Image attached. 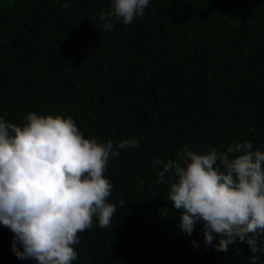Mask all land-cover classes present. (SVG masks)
<instances>
[{"label":"trees","instance_id":"trees-1","mask_svg":"<svg viewBox=\"0 0 264 264\" xmlns=\"http://www.w3.org/2000/svg\"><path fill=\"white\" fill-rule=\"evenodd\" d=\"M110 4L0 0V118L71 116L85 138L139 141L104 173L108 202L125 204L110 227L94 218L79 234L71 264H250L244 242L227 253L213 248L219 237L206 245L202 221L190 236L180 231L155 161L185 145L264 151V0H150L142 17L104 31L99 15ZM12 242L0 225V264H36L17 258ZM257 255L264 261V250Z\"/></svg>","mask_w":264,"mask_h":264},{"label":"clouds","instance_id":"clouds-1","mask_svg":"<svg viewBox=\"0 0 264 264\" xmlns=\"http://www.w3.org/2000/svg\"><path fill=\"white\" fill-rule=\"evenodd\" d=\"M150 0H111L101 11L104 31L144 15ZM67 3L62 7H67ZM17 125L0 118V225L13 233L12 251L36 264H71L79 234L111 226L125 201L109 203L113 184L104 173L120 149L138 147L136 138L114 145L85 138L71 116L28 112ZM157 183H168L167 199L180 210L179 229L191 235L203 222L206 245L216 251L246 243L250 264H264V151L233 142L225 151L200 153L183 146L176 159L161 160ZM166 178L167 181H166ZM164 209L162 216L167 217ZM195 245V242L192 241Z\"/></svg>","mask_w":264,"mask_h":264}]
</instances>
